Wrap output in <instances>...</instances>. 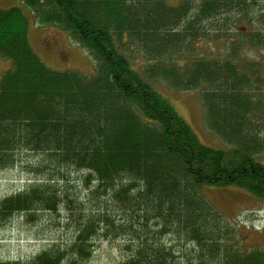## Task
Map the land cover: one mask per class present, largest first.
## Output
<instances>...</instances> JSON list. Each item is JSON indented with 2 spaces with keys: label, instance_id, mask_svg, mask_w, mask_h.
<instances>
[{
  "label": "trees",
  "instance_id": "1",
  "mask_svg": "<svg viewBox=\"0 0 264 264\" xmlns=\"http://www.w3.org/2000/svg\"><path fill=\"white\" fill-rule=\"evenodd\" d=\"M23 4L80 44L95 72L49 68L24 11L0 9V56L11 62L0 79V172L31 182L0 200V226L49 214L73 231L29 261L0 264H85L98 240L122 241L123 264H264V249L248 248L201 193L235 186L264 200V60L254 56L264 51V0ZM159 80L198 92L231 159L200 141Z\"/></svg>",
  "mask_w": 264,
  "mask_h": 264
},
{
  "label": "rangeland",
  "instance_id": "2",
  "mask_svg": "<svg viewBox=\"0 0 264 264\" xmlns=\"http://www.w3.org/2000/svg\"><path fill=\"white\" fill-rule=\"evenodd\" d=\"M20 7L29 19V41L42 61L56 71H78L86 75L94 74L95 63L89 53L63 30L52 26H40L23 0H0V9ZM126 41V40H125ZM203 51L212 55L213 49L205 46ZM133 65L141 70L145 62L136 48L126 52ZM253 55V54H252ZM264 60V51L254 54ZM11 65L10 60L0 56V79ZM153 87L166 98L175 110L188 122L200 141L211 148L224 151L231 159L233 149L216 136L205 123V112L198 92L179 91L162 81L153 82ZM264 163V155L256 157ZM31 183L28 176L18 170L0 172V200L24 190ZM202 195L217 208L245 238L250 249H264V200L244 188L203 186ZM41 216V215H39ZM54 215L41 216L36 223H27L14 217L0 226V261H29L47 249L60 238L68 239L73 231H65ZM122 241L98 240L92 257L85 264H123L120 246Z\"/></svg>",
  "mask_w": 264,
  "mask_h": 264
}]
</instances>
